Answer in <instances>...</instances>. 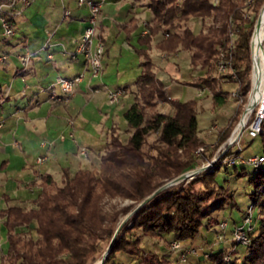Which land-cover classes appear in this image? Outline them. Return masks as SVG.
Masks as SVG:
<instances>
[{"label":"trees","instance_id":"trees-1","mask_svg":"<svg viewBox=\"0 0 264 264\" xmlns=\"http://www.w3.org/2000/svg\"><path fill=\"white\" fill-rule=\"evenodd\" d=\"M8 1L0 0V3ZM263 4L264 0H255L253 16L248 19L243 17V0H219L215 6L210 0L149 1L152 19L146 25V33L139 38L146 49L135 50L143 58L139 63L141 71L134 80L138 95L123 112L131 133L125 141L111 134L95 168L79 169L74 174L64 169L59 185L51 175H40L35 207L10 205L0 209L8 243L6 258L10 264L90 263L98 255L101 242H109L115 231L116 217L107 218L104 211L106 200L129 199L132 203L123 209H133L160 185L195 166L193 151L198 146L208 148L198 136V102L167 99L154 71L149 53L151 42L158 33H167L155 48L166 53L178 48L189 50L191 66L204 70L190 84L207 87L213 106L222 105L229 92L210 86L218 79L214 65L217 46L228 40V23L232 20L238 28L232 65L245 101L251 87L250 38ZM193 19L202 22L198 31L187 25ZM159 103L169 104L170 111L162 113L157 109ZM241 111L242 104L237 108L238 116L234 115L223 129L222 140L229 135ZM262 127L259 135L264 144V119ZM151 134L156 135L155 154L143 150ZM216 164L213 170H203L187 183L182 180L166 187L135 210L115 235L103 264H127L132 260H137L136 264H179L178 258L172 260L157 250L143 249L141 239L133 232L156 239L171 234L172 240L167 243L170 246L172 241L192 243L202 227L209 230L217 226L220 221L217 213L232 195L216 179V171L223 168L226 172L229 165L222 160ZM232 165L236 172L235 164ZM254 170L248 182L255 186L250 195L258 207V215L253 214V229L248 233L249 242L244 245L246 254L240 264H264V163ZM236 173L243 174L244 170ZM232 243L237 244L233 240ZM228 251L210 252L205 262L238 264V258L231 259L229 255L225 259ZM120 253L128 255L127 262L118 258Z\"/></svg>","mask_w":264,"mask_h":264},{"label":"crops","instance_id":"crops-1","mask_svg":"<svg viewBox=\"0 0 264 264\" xmlns=\"http://www.w3.org/2000/svg\"><path fill=\"white\" fill-rule=\"evenodd\" d=\"M19 6L17 2L15 8ZM3 9L9 11L10 7ZM65 10L69 11L67 16ZM88 17V7L77 0H32L20 14L13 15V34H3L0 19V209L10 205L35 207L40 175H51L59 185L64 169L74 174L79 169L95 168L111 133L122 128L120 118L133 102L136 77L125 59L134 60L136 55L141 71L139 63L143 58L135 50L146 49L139 38L151 22L152 12L148 3L139 0L101 3L95 43L103 41L106 51L101 74L96 78L90 77L85 58L77 51ZM162 37L160 33L153 38L149 53L153 62L157 60V78L172 98L171 84L164 82L163 66H178L166 62L162 57L166 52L154 47ZM25 55H30L27 61L23 60ZM80 73L83 79L69 98H49V88L58 78ZM121 75L130 78L131 83L122 86V97L109 105L107 92L117 86H112L107 77ZM54 89L61 94L58 87ZM202 118L198 113V132L203 126ZM40 156L46 158L38 163ZM215 244L218 251L235 249L231 234L228 237L225 232L222 239L214 240L210 250ZM197 249L198 261L203 260L206 253Z\"/></svg>","mask_w":264,"mask_h":264},{"label":"rangeland","instance_id":"rangeland-1","mask_svg":"<svg viewBox=\"0 0 264 264\" xmlns=\"http://www.w3.org/2000/svg\"><path fill=\"white\" fill-rule=\"evenodd\" d=\"M139 1L146 2L149 4L150 0H139ZM148 15H149V12H148ZM87 23L88 22L85 21L84 26H86ZM206 23H209V21H207ZM187 25L191 26L194 31H198L199 29L202 28V22L197 19L193 21H189ZM157 35H160V33H158ZM95 41H96V38L94 39L93 46H95ZM175 52L176 53L170 52V53H167V54L165 53L164 55H162V57L165 58L164 60H166V62L176 63L178 66V68H174L172 64H170V66H166V65L163 66V68L165 69V81L164 82L166 85L171 84L169 85V89H170L173 99L180 100V101H185L189 99L197 100L198 113L199 115H202L203 117L201 119V123L203 126H202V129H200V131L198 132V136L202 141L205 142V144H208V148H205L203 146H198L193 151V156L195 157V166L189 170L199 169L201 167H204V168L198 171L197 173H200L206 169L213 170L214 167H217L216 166L217 161L219 160L223 161V159L225 160V159H228L229 157H232L238 154V151L236 150L237 145L233 146V144H230L229 137L231 136V133L233 129L235 128L236 124L240 120L241 114L243 112V106H242V111L239 113L240 115H239L238 121L232 127L229 135L224 140H222V137L220 138V136L222 135L223 129H225L227 124L230 123V120L234 115L236 117L238 116V112L236 113V111H237V108L239 107V103H237L236 98L233 97L230 93L232 90L236 88L235 83L231 79H228L226 81V80L216 78V81L214 82V84L210 86V88L213 89L214 86L215 88L221 87L223 90L228 91L230 95L228 96V99L224 104L213 106L211 93L210 91H208V89L204 90L201 96H197L199 87H194L192 86V84H190V82L194 80L196 81L197 78L200 76V74L204 72V70H200L199 67L191 66L190 64V54L191 53L189 50L178 48V50H175ZM174 54H177V55L175 56ZM133 57H135L134 60H129L128 58H126L125 60L127 62H130L129 64H131L132 66V70L130 71V73L134 75L136 74L137 76L140 73V70L138 71V64H137L138 61L136 60L137 56L135 55ZM170 57H174V58L171 59ZM156 61L154 62V64L155 63L157 64ZM212 74L214 75V71H212ZM168 77H170L171 79L170 81H167L169 79L166 80V78ZM107 79H109V83L112 86H117V87H122L125 84L131 83V79L128 77H125L124 75H121V78L119 76L118 77L110 76V77H107ZM250 79H251V71H250ZM121 89L123 91V88ZM133 93H134V97L138 95V90L136 86H134L133 88ZM122 95H123V92H122ZM122 95L120 97H122ZM157 109L160 111L164 110L165 112H169L170 106L167 103H159L157 106ZM120 120L122 122L121 123L122 128H120V131H113L111 134H117L122 141H125L128 135L131 133V131L127 129L128 127L123 118V114ZM155 139H156L155 134H151L147 137L146 143L143 146V150L145 152L152 153V154L156 153V151L153 149V147L157 145ZM215 144L216 146L214 147ZM240 145L242 147L241 151L239 152L240 157L248 158L249 156H252V155H260L264 153V144L262 142L260 135L252 139L246 136L244 137L242 136V141ZM198 148H201V150L197 154L196 151ZM229 150H231L232 152L227 155L226 153H228ZM223 163L225 162L223 161ZM235 166L237 168L236 172H240L241 169H243L244 173L238 175L235 172L234 166L232 164L228 166L226 172L225 170H223V168L216 171L217 183L220 186H223L225 190L228 193H231L232 195L231 198H226V201L224 203L222 210H220L217 213L218 220L220 221L226 220L227 222L224 232L226 233L228 237L231 234V231L234 227L233 221H236L240 224L243 220L244 211L247 210L250 206L254 207V209L252 208L254 216L258 215L257 214L258 207L252 202L251 195H250L255 190V186L252 183L248 182L249 176L254 174L255 170L248 163L246 162L242 163L240 159H238V161L235 162ZM196 174L192 175L191 177L187 179H184L183 183H187L190 180H192V178ZM55 177H56V180L58 181V177L57 176ZM59 184H61V182ZM260 199L261 198H259L258 200ZM131 203L132 201H130L129 199H121L119 197L112 198L110 200L105 201L104 211L106 213V216H108L107 218H109V216L111 215L112 216L114 215L116 217V220L114 222L115 229L123 219H125L129 215L126 219V221H128L131 218L132 214L135 212L134 208L137 205L133 209H123L125 206ZM253 223H254V220H253ZM130 225L131 223L128 224V226ZM133 233L135 236H138L141 239V247L143 249L157 250L161 255L168 256L172 260H177L175 258V255H177V252L172 250L171 246L167 245V243L172 240L171 234L164 235L162 239H156V238H153L147 235H143L141 232H138V231H134ZM216 233L219 236L223 235L222 230L219 226V223L217 226H212L209 230H207L205 227H202L199 233L192 240V245H190L188 242L186 243L184 240L179 241L180 245L183 247V252L186 256V259L184 261H179L178 259L177 260L178 263L179 264H208L205 262L207 258V254L210 252L218 251L219 249L218 244H215L212 246L213 251L210 250L211 249L210 245L214 242L215 238L217 237ZM219 239H222V237L221 238L219 237L218 240ZM202 241L206 243H202ZM109 242L107 241L101 242L100 251L98 255L93 261H91L88 264H93L95 261L101 259L104 251L108 247ZM232 246L235 247L234 249L235 253L233 254V252L229 249V251L227 250L228 254L231 256V259L238 258V264H240L243 256L246 254V247L243 244H234V243H232ZM197 248L202 249V251L206 253L204 254L203 260L201 259L200 261H198L195 253L199 254L200 252L198 251ZM7 249H8V243H7V237H6V230L2 224V221H0V264H10L8 259L6 258ZM166 249L168 250V253L163 252ZM117 256L118 258L122 259L123 262H127L126 257H128V255L120 253ZM136 263H137V260H132L128 262L127 264H136Z\"/></svg>","mask_w":264,"mask_h":264},{"label":"built area","instance_id":"built-area-1","mask_svg":"<svg viewBox=\"0 0 264 264\" xmlns=\"http://www.w3.org/2000/svg\"><path fill=\"white\" fill-rule=\"evenodd\" d=\"M32 0H9L5 3H0V19L1 24L3 27V34L4 35H11L13 34V27H12V19L13 15H18L21 13L22 9L28 5ZM104 0L94 1V0H77L79 5L85 4L89 9V17L86 20L88 23L82 29L80 40L78 43L77 51L82 53L85 58V64L88 73L90 74L91 78H96L101 74L102 71V59L106 51V46L103 41L98 40L93 46L94 39H95V29L97 23L98 12L101 3ZM219 0H210L213 6L218 4ZM255 0H243L242 10H243V17L244 18H252L253 16V5ZM19 2L20 6L15 8L16 3ZM5 6L10 7L9 11H5L3 8ZM264 6V4H263ZM262 6V7H263ZM262 9V8H261ZM261 11V10H260ZM69 11H64V16H67ZM258 18V17H257ZM257 20V19H256ZM256 23V21H255ZM255 23L253 29L255 27ZM238 28L233 24L232 20H229L228 23V40L223 44H219L217 46V57L214 61L216 73L218 79L228 80L231 79L236 88L232 90L230 93L233 97L236 98L237 103L242 104L243 112L241 114L240 120L236 124L235 128L233 129L231 136L229 137V143L237 145L238 154L229 157L228 159H223L225 163L228 165L235 164L238 159L242 163L246 162L251 165L253 168H258L260 165L264 163V153L260 155H252L248 158H243L239 156V152L241 151V141L242 136H246L249 138L257 137L262 131V121L264 119V87L258 91L257 97L253 100L255 95V86L252 78V67H251V87L246 94L245 101H243L244 97L243 94L239 90V82L237 75L234 71L232 65V52L234 48V39L237 34ZM146 30L143 33H146ZM253 33V30H252ZM251 33V34H252ZM164 37L167 36V33L163 34ZM251 49V45H250ZM30 55L23 56V60L27 61ZM252 58V56H251ZM83 79V73L75 75L70 78H58L54 85L49 88V98L52 100H58L62 98H69L73 93L75 86ZM55 87H58L61 94H57L55 92ZM206 87H202L198 89L197 96H201ZM121 87H115L110 89L107 92L106 102L109 105L116 104L120 96L122 95ZM167 99H171V96L167 95ZM165 113V111H161ZM232 138V139H231ZM201 148L197 149V154ZM83 153V152H82ZM45 156H40L37 158V162L41 163L45 160ZM254 207L250 206L247 210L244 211L243 220L240 224L234 225L231 231V239L237 244L247 245L249 242V235L248 233L251 231L253 227V209ZM226 220H221L219 222V226L222 230L226 227ZM221 238L222 236L217 235V238ZM170 246L172 250L177 252V256L179 261H184L186 256L183 252V247L180 245L179 241H172ZM229 258V254L225 256L227 260Z\"/></svg>","mask_w":264,"mask_h":264},{"label":"bare ground","instance_id":"bare-ground-1","mask_svg":"<svg viewBox=\"0 0 264 264\" xmlns=\"http://www.w3.org/2000/svg\"><path fill=\"white\" fill-rule=\"evenodd\" d=\"M252 56V78L255 86V95L264 87V6L262 7L250 38ZM232 139V138H231ZM93 264H100V260Z\"/></svg>","mask_w":264,"mask_h":264},{"label":"water","instance_id":"water-1","mask_svg":"<svg viewBox=\"0 0 264 264\" xmlns=\"http://www.w3.org/2000/svg\"><path fill=\"white\" fill-rule=\"evenodd\" d=\"M204 167H201L199 169H193V170H189V171H186V172H183L179 175H177L176 177L172 178L169 182L159 186L158 188H156L150 195H148L145 199H143L141 202H139L137 204V206L134 208V211L136 209H138L140 206H142L144 203H146L147 201H149L150 199H152L158 192H160L161 190H163L164 188L170 186V185H173V184H176L184 179H187L189 177H191L192 175L196 174L198 171H200L201 169H203ZM132 213V212H131ZM129 216V215H128ZM127 216V217H128ZM127 217L125 219H123L119 224L118 226L116 227L115 231H114V234H113V237L112 239L110 240L109 244H108V247L107 249L104 251L101 259H100V264H103L108 252H109V249L111 247V244L113 242V239L115 237V235L117 234V232L119 231L120 227L122 226V224L126 221Z\"/></svg>","mask_w":264,"mask_h":264}]
</instances>
